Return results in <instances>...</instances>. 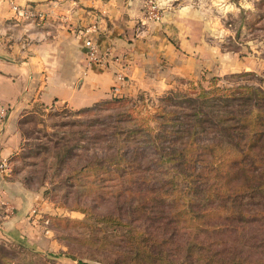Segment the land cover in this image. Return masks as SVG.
Here are the masks:
<instances>
[{
	"label": "rangeland",
	"instance_id": "374dc122",
	"mask_svg": "<svg viewBox=\"0 0 264 264\" xmlns=\"http://www.w3.org/2000/svg\"><path fill=\"white\" fill-rule=\"evenodd\" d=\"M193 1H210L213 43L249 69L178 80L158 93L109 95L85 112L36 95L18 118L17 149L0 160V178L10 182L0 180V190L12 194L0 197V264H264V188L253 202L239 196L238 212L227 215L234 153L222 147L207 154L189 144L186 123L170 120L188 112L187 98L203 101L211 79L220 88L264 91V0ZM189 149L196 158L186 164L178 154ZM122 152L126 163L116 162ZM262 155L248 160L264 174ZM96 156L105 171L73 172ZM219 162V171L211 167ZM212 186L222 188L219 195L207 194Z\"/></svg>",
	"mask_w": 264,
	"mask_h": 264
},
{
	"label": "crops",
	"instance_id": "0c3cea01",
	"mask_svg": "<svg viewBox=\"0 0 264 264\" xmlns=\"http://www.w3.org/2000/svg\"><path fill=\"white\" fill-rule=\"evenodd\" d=\"M149 2L159 9L157 19L146 15ZM209 2L0 0V112L5 110L0 160L17 149L18 118L36 95L43 103L85 108L109 95L158 93L178 80H209L249 69L243 57L229 56L213 43ZM87 37L103 62H88ZM0 192L3 198L12 195Z\"/></svg>",
	"mask_w": 264,
	"mask_h": 264
},
{
	"label": "trees",
	"instance_id": "16d2710c",
	"mask_svg": "<svg viewBox=\"0 0 264 264\" xmlns=\"http://www.w3.org/2000/svg\"><path fill=\"white\" fill-rule=\"evenodd\" d=\"M210 84H213L212 91L209 92L203 89L201 95L205 98L203 101L197 100L195 97L187 98L189 104L187 106L188 112H181V118L173 115L170 120H176L181 124L186 123L185 131L188 130L186 139L189 144L194 147L202 145L200 147H204L207 154H212L222 147H226L234 153L229 162V171L225 182V185L227 184L225 190L228 194V201L222 207L226 209L227 215H231L238 212L239 196L253 202L255 201V192L264 188L263 172L256 166L257 164L248 160V157H252V154H257V152L262 150V159L264 161V91L260 87L249 85L239 86L238 88H220L214 86L212 79ZM214 105H218V107H213ZM245 105L249 107L247 110L243 109ZM96 106L97 104H94L93 107ZM92 109V107H87L76 112H85ZM130 131L134 133L138 130L132 129ZM205 131H212L215 135L208 140L198 135L199 132ZM199 140L200 142H198ZM189 151L187 154L185 152H179L178 154L179 159L185 161L186 164L193 162L194 158H196L193 154V149H189ZM168 154L170 161H177L176 153L173 149ZM119 155L120 159L114 161L126 163L125 152ZM90 158L76 169H73V172L96 169L105 171L106 166L100 163L102 161L100 158L97 156ZM220 166L221 162L211 167H216V170L219 171ZM245 181L248 182L247 185H245ZM234 182L239 184L236 185ZM211 189L212 192H207L209 196H217L222 191V188L220 190L219 187L212 186ZM236 195L238 196L236 197ZM183 212L190 213V210L185 207ZM207 212L208 210L197 212L199 215L196 214L194 217L199 218L200 215ZM244 216H247V214L244 213Z\"/></svg>",
	"mask_w": 264,
	"mask_h": 264
},
{
	"label": "built area",
	"instance_id": "2783aa9c",
	"mask_svg": "<svg viewBox=\"0 0 264 264\" xmlns=\"http://www.w3.org/2000/svg\"><path fill=\"white\" fill-rule=\"evenodd\" d=\"M15 8V6H13ZM146 15L147 17L150 18H154L157 19L160 15L159 9L157 8V6L155 5L154 2H149L147 3V8H146ZM82 37L85 36V34L83 32L80 33ZM84 43L86 45L87 48V55L86 58L88 60V62L91 63H100L104 61V55L101 54L100 52H98L97 46L94 43V41L89 37L84 39ZM114 60H116V58H114ZM119 77H122L121 74H119ZM4 112L1 111L0 112V122H1V118L3 117Z\"/></svg>",
	"mask_w": 264,
	"mask_h": 264
}]
</instances>
